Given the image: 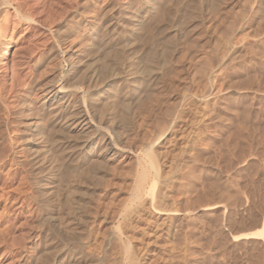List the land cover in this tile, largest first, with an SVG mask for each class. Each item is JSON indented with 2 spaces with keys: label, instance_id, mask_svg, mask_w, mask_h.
Returning <instances> with one entry per match:
<instances>
[{
  "label": "rangeland",
  "instance_id": "374dc122",
  "mask_svg": "<svg viewBox=\"0 0 264 264\" xmlns=\"http://www.w3.org/2000/svg\"><path fill=\"white\" fill-rule=\"evenodd\" d=\"M4 1L0 0V137H2L0 138V264H70V262L74 264L80 260L86 262L89 260V264H124L122 257H124L125 243L131 242L130 244L136 247L135 249L131 247V250L135 251L137 245H145L148 241L150 245L143 255V264H264V236L259 232L264 226V0H219L216 7L211 9L202 5L204 0H152L151 7L136 11V23L127 21L111 35L114 41L111 39L113 42L104 49V56L102 53L99 54L107 60V64H110L114 56L119 53V47L132 38L134 42L136 41L135 44L138 42L136 49L147 50L146 52L154 45L161 48L172 38L173 41L176 40V48L172 56L170 54L159 66L163 69L156 71L157 75L155 73L151 79L145 77L146 79L138 81L141 100H143H140L141 103L138 102V105L132 102L131 109L135 113L131 112L130 123L125 125L123 128L125 131L122 129L123 135H121V141L127 139L136 150H141L142 146L143 149H151L152 146L147 147V144L155 140L157 142L155 143L157 147L153 146L157 150L155 154L167 158L166 161L161 160L158 155L154 158L158 157L161 160L160 168L164 170V174L173 173V181L162 200L156 195L157 193L155 195L152 192L148 193L155 171L149 169L145 155L131 156L119 164L107 161V166L104 164L107 168L103 165L99 170L109 169V172L106 170L108 173L104 174L105 170L103 174L102 171L93 173L96 177L100 175L97 180L105 175L103 179L101 178L102 181L101 179L100 182L97 181L95 176L91 175L93 179H89V185L87 181L80 182L85 186L82 185V189L80 188L82 194L90 193L87 197L81 194L83 197L81 204L86 202L89 206L84 205L89 209L82 211L85 210L82 204L80 211L82 214L85 212L87 217L83 214L84 216L81 215L79 220L74 222V229L77 228L74 233L77 234L78 231L79 233L78 237L76 235L69 243L67 240L60 242L59 236L56 235L55 224L45 219L47 216L42 201L44 191L36 187L34 171L29 166L31 157L26 150L29 133L24 124L30 118L28 113L29 109L33 108L32 100L35 99V95L48 90L49 85L46 84L38 91L32 92L29 89L35 81L45 80L53 70L56 61L46 58L47 50L52 47L59 53L58 47L62 46V38L68 37L72 27L78 26L80 19L86 15L84 9H87L85 13L88 10L89 13L93 7H90L91 2L88 0H7L8 4H4ZM107 1L109 6L115 8L125 1H133L135 7L145 2V0ZM24 13L34 15L35 23L26 22L22 18ZM195 13L201 15L195 17ZM115 14L118 15V11L107 16L112 17ZM96 30V36H102L105 32L104 27ZM70 43L69 40L66 42L67 45L63 46L70 47ZM160 43H164L162 44L164 46ZM91 48L95 51V47ZM93 50L90 49L88 52L92 53ZM59 56L60 54L58 58L61 61L62 58ZM62 62L57 78L58 84H65L70 69L69 62L63 60ZM3 74L6 75L8 84L12 76L17 84L14 82V87L11 89L8 88L9 85L2 86ZM116 83V86L123 84L121 80ZM21 84L24 86L22 87ZM28 89L32 93L27 91ZM143 89H147L148 92ZM29 92L34 95H26ZM34 110L33 118L37 116V110ZM172 113L173 115L169 117ZM53 126L50 125L49 132L47 131L49 139L57 138V135L52 133ZM187 128L191 129V132ZM107 133L114 138V141L113 131ZM31 139L33 142L34 139ZM137 139L140 145L137 144ZM155 154L153 152V155ZM135 160L139 162L136 163ZM170 160L174 162L171 168H165ZM66 165L62 169L69 171L70 166ZM118 166L122 169L119 170ZM141 167L143 170L145 167L149 170L146 171L148 178L145 182L140 181V174L143 173ZM46 169L44 179L57 180L56 176L59 175H55L56 172V174L62 172L65 174L64 177L67 175L64 170L56 171L49 164L46 165ZM106 176L110 182L104 180ZM123 176L124 178H120ZM64 177L61 182L58 177L59 181L56 182L58 187L62 185ZM92 181L99 182L103 189L96 186L97 183L94 185L96 189L92 187L94 184ZM103 181L120 185L108 186V184L104 185ZM87 185L91 187L86 188ZM106 186L110 188L107 189ZM136 186L143 187L144 192L142 191L139 196L140 200L143 199L141 202L150 195L148 198H152L147 201H151V208L154 207L155 211L163 210L156 228L154 222L149 221H147L148 227L145 226V217H148V214L137 218L138 220L135 217L132 227L127 225L133 231L136 227L134 232L125 225L123 227L125 230L122 228L123 225H118L121 223L119 215ZM97 192L100 196L96 195ZM101 192L104 197L101 196ZM111 195L117 196L114 199ZM99 199L102 201L99 202ZM89 201L92 203L90 204ZM105 204L108 206L106 207ZM114 204L118 205L116 209ZM119 205L123 207L120 210ZM98 207L107 215L101 213V210L98 211ZM90 208L95 212L91 214ZM94 213L100 216L95 217ZM111 214L117 215L113 217ZM88 217L91 221L94 220V224L100 223L94 225ZM88 221L90 224L87 223ZM95 227L100 232L96 235H94L97 230ZM119 228L122 229L118 230ZM86 229L88 233L91 231L89 233L91 235L87 234ZM80 230H83L82 234ZM132 232L131 235L134 237H129ZM86 234L93 237L87 236L86 241ZM116 234L121 236L118 238ZM94 236L97 237L96 241ZM61 244L68 245V248ZM92 246L95 248L90 249ZM63 247L65 250L61 249ZM54 249L59 253L55 254ZM69 249L74 250V254ZM44 251L51 253L43 254ZM68 252L74 255L73 258ZM46 256L51 257L50 261L48 259L49 262H46ZM60 260L62 262H59Z\"/></svg>",
  "mask_w": 264,
  "mask_h": 264
},
{
  "label": "bare ground",
  "instance_id": "6f19581e",
  "mask_svg": "<svg viewBox=\"0 0 264 264\" xmlns=\"http://www.w3.org/2000/svg\"><path fill=\"white\" fill-rule=\"evenodd\" d=\"M88 1L91 2L90 3L91 4L90 7H93L92 8V11L88 13V11H89L88 10L85 13V10H87V9H84L83 12H84V15L85 14L86 15L85 16L83 15L84 17H82V15H81L82 18L81 19L79 18L80 19V22L78 23V26L77 27L75 26V28L72 27L73 29H71L72 30L71 31V34L68 37H64V38H62V40L60 39L61 40V44H62V46L58 47V48H60V52L58 53L55 49L53 50L52 47H50V49L47 50V54H46L47 57H46V55H45V57L47 59H49V60L50 59H53L54 61H56L55 64L53 63L54 64V67L52 68L53 69L52 72H51V74L45 80H39L38 81L36 79L37 81H35L32 84V87L31 88L28 87V88L31 89L32 92L33 91H38L39 89H41L42 86H44V84H46V85H49L48 86V90L46 92H40V93L37 92L38 94L35 95L36 96L35 99L32 100V102L34 101L33 102L34 103L33 108L31 110L29 109V113L30 114L26 111L28 113V117L30 116V118L24 124L26 130L29 133L27 135V139H26V141H27L26 150H27V152L30 153V157H31V161H30L31 165H29V166L34 171V174H33L34 176L33 177H35V180L34 181H35L36 187L38 186V187L42 188L43 191H44L43 192V199H42V201H43L44 210H45L46 216H47L45 219H46V221L47 220L53 221V223L55 224V230L57 232L56 235L59 236V238L61 240L60 242H63V241H66L67 240L68 243L70 241L74 240V237L79 233V231H78L77 234L74 233L75 232V229H77V228L74 229V224H75L74 222L81 215H83V214L85 215L86 214L85 212L82 214V212L80 211L81 206H83L84 204L86 206L88 205L86 202L84 204L82 203L83 205L81 204V200L83 198L82 197L83 194L86 197L90 194V193L88 194V192H83V194H82L81 189L84 186V184H81V183H82V181H83V183H86L84 181H87L88 182L89 179L92 180L93 178H91L92 177L91 175H93V173H96V172L101 173L99 171H102V174H103V171L104 170H105L104 174L107 171L109 172V169L108 170L107 169H101V170H99L104 164L106 165V162L107 161L118 162V164H119L121 162L123 163V161H125L127 158H130L131 156H136L137 157L138 154H140L138 156H141V154L142 155H145V157L148 159L147 165H149V167H150L149 169H152V170L155 171V173H153V175L155 174V177L152 180L153 182H152V185L150 186V191L148 190V193L149 192H152L154 195L157 193L156 195H158V197L161 198L162 200L165 198L167 189H169V186H170L171 182L173 181V179H172L173 178L172 177V174L173 173L172 172H169L168 174L167 173L164 174L163 173L164 170H161V168H160V162H161V160L166 161V158L167 157H164V156L162 157V155L160 156L158 154H155V152H157V150L154 149V147H153L155 145V143H157V142H155V140H152V142H151V138H150V142L151 143H149L147 141L148 144H149V145L147 144V147L148 146L149 147L152 146L151 149H146L145 148L146 146H144L145 149H143V146H142V148L139 146L141 150H136L135 148H133V146H132L133 144H131V142L128 141L127 139L122 142L121 141V138H122L121 135H123L122 134V129L125 127V125L128 122L130 123V115H131V112L134 111L133 109H131L132 108L131 107L132 102H136L137 105H138L139 104L138 102L141 103V101L143 100V99L141 100L142 96H141V93H140V88L138 87L139 86L138 85V81H140L141 79H143L145 77H150V79H151L153 77V75L156 73V71H158L159 69L162 68V66L159 68L160 64L163 63L162 61H164L165 59L167 60L170 54L172 56L173 50L176 48V43H175L176 40L173 41L174 39L172 38L173 40L171 39L167 43L165 42V44H166L165 46L162 45L164 43H160L162 46H164V47H161V45H160L161 48L157 47V45L156 46L155 45L154 46L151 45L152 46V47H150L151 50H149L148 52H146L147 50L146 51H141L140 48L139 49L137 48L138 49L137 50L136 49V46H137L136 44H138V42L135 44L136 41L134 42V40L132 38V39H130V41H127L121 47H119V50H120L119 53H117L114 56V60L110 64H107V62H106L107 60H104L105 58L103 59L102 57H100V55H101L100 53L103 54L104 49H106V47H108L111 44V42L114 41L111 38V35L116 32V30H117L118 27L124 26L125 22H127V21H129V22L132 21L133 23H136V18H135L136 11L138 12L141 8L148 9L149 7H151L153 5V2H152V0H145V2L143 1L144 2L143 4L139 5L138 7H135L133 1H125L124 3L122 2L117 8H115V7L109 6L108 5L109 2L107 0H105V1L104 0H88ZM218 1L219 0H204V1H202L203 2L202 5H204L205 7L211 9L213 7H216L215 5H216V3ZM185 2H187V1H185ZM4 4H8V1L5 0L4 1ZM181 4H182V2H181ZM154 5H156V3ZM109 7H111V8H109ZM195 8H196V6H195ZM113 11H115V12L118 11V15L115 14L114 16L109 17V16H111L112 13H115ZM198 11H196V12H198ZM193 13H194V11H193ZM108 14H109V16H107ZM31 15H26L24 13L22 18H24V20L26 22L28 21V22H31V23H35V20L33 19V16L34 15L33 16H31ZM79 15H80V13H79ZM194 16L195 17H199L198 16V13H195ZM143 21L144 20H142V22ZM1 22H3V21H1ZM132 22H131V24H132ZM100 27H104L105 28V32L103 33L102 36L100 34H99L100 36H96L95 35V31H97L96 30L97 28L100 29ZM144 30H145V28H144ZM131 32H133V31H131ZM137 32H138V30H137ZM141 39H142V37H141ZM69 40L71 41L70 47H64L63 45L65 44V46H66L67 45L66 42H68ZM141 41H143V40H141ZM91 47H95V51L93 50L94 48H91ZM138 47H139V45H138ZM110 48H107V49H110ZM90 49L93 50L92 53L88 52ZM59 54H60L59 57L62 58L61 61L58 58V55ZM103 56H104V54H103ZM62 60L65 61V62H69V66H70L69 68L70 69H69V72H68L67 77L65 78V81H64L65 84H58L57 78H58L59 72L61 70L62 63H63ZM64 66H65V64H64ZM51 67H52V65H51ZM39 73H40V71H39ZM156 75H157V73H156ZM1 78H2V76H1ZM6 78H7L6 75L3 74L2 86L6 87V86L9 85L10 87H8V88L11 89V87H14V85H13L14 82H15L13 80L14 78L12 76V78L10 80V84H8V81L6 80ZM120 80L122 81V83H123L122 85L123 86L120 85V84H119L120 86H116V84H117L116 82H119ZM45 81H47V82L44 83ZM211 81H212V79H211ZM19 85H20V83H19ZM22 85L23 84H21V86ZM28 85H30V84H28ZM148 88H150V87L148 86ZM29 89L27 91H30ZM143 90H145V89H143ZM150 90H151V88H150ZM9 91H11V90H9ZM145 91H144V93H145ZM30 92L29 93H26V95L32 93V92L31 93ZM147 92H148V90H147ZM152 92H153V90H152ZM86 95H89V96L88 97H85ZM3 96H4V94H3ZM26 97H28V96H26ZM31 98H33V97H31ZM7 100H9V99L7 98ZM134 104H133V106H134ZM202 107L204 108V106H202ZM33 110L34 111L37 110V113H36L37 116H35L34 118L32 116L33 115ZM174 112H175V110H174ZM133 113H135V112H133ZM145 115H147V114H145ZM171 115H173V113L170 114L169 117H171ZM167 119H165V120H167ZM133 122H135V120ZM129 123H128V125H129ZM173 123H176V122H173ZM50 125H52V126L55 125L56 126V128H54L55 126L51 127V129L52 128L54 129L53 130L54 132H52V133H55V135H57V138H55V137H54V139L52 138L53 140L52 139H49V137H48L49 136L48 128L50 127ZM140 126H141V124H140ZM189 130L191 132V129H188V131ZM107 131H113V133L115 135V136L113 135L115 137V140L114 141H113L114 138L110 137L108 135ZM165 131H167V130H165ZM183 133H184V131H183ZM50 134H51V132H50ZM132 135H133V133H132ZM174 136H175V134H174ZM183 136H184V134H183ZM150 137H152V136H150ZM156 137H157V135H156ZM158 137H160V135H158ZM0 138H2V137H0ZM31 138L34 139L33 142L31 141L32 140ZM138 141H136V142H137V144L139 143V145H140L141 143H140V141L139 142ZM167 141H169V140H167ZM153 152H154L155 155H153ZM151 154L153 155V157H152ZM156 155L160 156L161 157V160L158 157L157 158H154V157H156ZM181 155H183V154H181ZM29 160H30V158H29ZM143 161H141V162H143ZM171 161L172 160H170L169 163L166 164L167 166L165 168H168V169L171 168L172 163H174V162H171ZM135 162H136V160H135ZM137 162H139V161H137ZM28 163H29V161H28ZM66 163H69V165L68 164L66 165ZM48 164L50 166H53L54 167V170H56V171H59V170L62 171V170H64V172H66L67 175L64 177L65 174H63L62 172H60L61 174H56L57 173L56 172L55 175H59L58 177H59V180L61 179L60 181L58 180V177L57 176H56L57 180L55 178H53V180L50 179V178L44 179L43 177H44L45 171H47V169H48V168L46 169V165H48ZM107 164L109 165V163H107ZM133 164L134 163H132V165ZM64 165L70 166V168H69L70 170L67 171V169L66 170L64 168L62 169V167ZM105 165H104V167L107 166V165L106 166ZM144 165H146V164H144ZM114 166H111V167H114ZM139 166H141V165H139ZM143 167H141V170L143 171V173L140 174V181L145 182L147 180V178H148V174H147L146 171H149V170L145 169L147 166L144 168V170H143ZM49 168H51V167H49ZM115 168L116 167H114V169ZM117 168H119V166ZM84 169H85V172H84ZM110 169L113 170V168H110ZM120 169H122L121 166H120L119 170ZM47 174H49V173H47ZM50 174H51V172H50ZM60 176H62V178L63 177L65 178L64 179L65 182L63 181V183H65V185L62 183V185L59 186L60 187V189H59L58 183H56V182L57 181L61 182L63 180ZM83 176L86 177V178L84 177V179H86V180L83 179ZM93 176H95V174ZM98 176H100V175H97V177L95 176V179L96 180H97ZM103 176H105V175H103ZM106 178H107V176L104 177V180ZM112 178H113V176H112ZM120 178H124V176L123 177H120ZM132 178H133V176H132ZM102 179L100 181H102ZM99 180H97V181H99ZM107 180L108 179H106V181ZM97 181H96V183H97L96 186L99 187L100 186V183H99L100 181L99 182H97ZM106 181H103V182L106 183ZM108 181L110 182V180H108ZM96 183L92 184V187H94V185ZM98 183H99V185H98ZM105 183H104V185H107L108 184V183H106V184ZM118 183H119V181H118ZM89 184H90V182H88V185ZM115 184H117V183H115ZM115 184L113 182V185H112V183H110V184H108V186L109 185L110 186L112 185L114 187ZM88 185L86 186V188L88 187ZM118 185H120V184H117L116 186H118ZM133 185H135V184H133ZM102 186H103V183H102ZM108 186H106L107 189L110 188ZM90 187H88V188H90ZM106 187H105V189H106ZM94 188L96 189V187H94ZM100 188H102V187L100 186ZM105 189H104V191H106ZM134 189L135 190L133 191V193L131 192L132 194H131V197H130L129 201H127V199H126L127 196H126V198H124V200L126 199V201L128 203L125 204V208L121 211V213L119 215L120 216V219H121V223L118 224V225L119 226L123 225L122 228L124 227V225L126 227L130 228V226L131 227L133 226L132 223H133V219L135 217H136L135 219H137V218L144 217V216H146L148 214V217L149 218L148 217H145L146 218L145 219V221H146L145 222V226L148 227L149 223H147V221H149V222H154V224H155L154 225V228H156L157 221L162 216V214H163L162 211L163 210L162 211L161 210L160 211H155V209H153L154 207L151 208V206H150V202L151 201L149 202L147 200L151 199L152 197L151 198H148L150 196L148 194H146V195H148L147 197L145 196L147 199L145 198L146 200L144 199L145 201L141 202L143 199L140 200L139 199V196L141 195V193L143 191V187L136 186ZM115 190H117V189L115 188ZM104 191H102V192L104 193ZM131 191H132V189H131ZM102 192H101V196H103L102 195ZM85 193H87V194H85ZM98 193L99 192H97L96 195L100 196ZM105 193H107V192H105ZM81 194H82V196H81ZM111 196H113L114 199H115L116 198L115 196H117V195H111ZM111 196H110V199H111ZM97 198H96V200H98ZM128 198H129V196H128ZM93 200L95 201V198ZM138 200H140V202ZM101 201L99 199V202H101ZM82 202H84V201H82ZM107 202H109V201H107ZM125 202H123V203L121 202V203L124 204ZM91 203L92 202H90V204ZM85 205L83 206L85 210H82V211H86V210L89 209V208L86 209V206ZM153 205H154V203H153ZM155 205L157 206V204H155ZM105 206L107 207L108 205L105 204ZM109 206H111V205L109 204ZM117 206H115V204H114L115 209H116ZM119 206H120V207H118L119 210L123 208V207H121V205H119ZM122 206H124V205H122ZM100 207H98V211L101 210V209H99ZM112 207H113V205H112ZM160 207H161V205H160ZM94 208H95V206H94ZM101 208H103V206ZM90 209H92L91 214L93 212H95V210H97L96 208H95V210L93 208H90ZM156 209L159 210L160 208H156ZM119 210H117V211H119ZM98 211L96 213H98ZM117 211H116V213H117ZM100 212L102 213L104 211L101 210ZM106 212H108V210ZM114 212H115V210H114ZM91 214H90V217H91ZM118 214H119V212H118ZM86 215H85V217H87ZM98 215L100 216V214H98ZM98 215L97 214L95 215V213H94V216L95 217L98 216ZM116 215L117 214H113L112 216L115 217ZM85 217H83V218H85ZM94 218H92V219H94ZM98 218H96V219H98ZM89 219H87V220L91 221V218H89ZM114 219L116 220V218H114ZM81 220H82V218H81ZM81 220H80V222H82ZM137 220H135V222ZM83 221H85V220L83 219ZM89 221L87 223L90 224ZM98 221H96V222H98ZM91 222L93 223L94 220L91 221ZM98 223H100V222H98ZM98 223H95V224L93 223V224L96 225ZM127 225H130V226H127ZM89 226H88V228H91ZM98 228H100V227H98ZM135 228H134V231H135ZM121 229L119 228L118 230H121ZM123 230H125V229L123 228ZM126 230H128V229H126ZM131 230H130V232H131ZM80 231H81L80 233L82 234V231L83 230H80ZM95 231H96L95 234L93 233L94 235H96L97 232H99L98 229L95 230ZM76 232H77V230H76ZM90 232L91 231H89V233ZM118 232L120 233L121 231H118ZM133 232L130 233L129 237L130 236H133V235H131V234H133ZM164 232H166V231H164ZM259 232H260V234H262L264 236V226H263L262 229L259 230ZM89 233H88V230H87V234L88 235H91ZM124 233H125V231H124ZM87 234H86V237L85 238H87V236H88ZM148 234H151V233H148ZM152 234H154V233H152ZM47 236H49V235H47ZM115 236H117V234ZM120 236L121 235H119L117 237L119 238ZM124 236H126V235H124ZM77 237H78V235H77ZM89 237L90 236H88V238ZM92 237H93V235L90 238H92ZM97 237H98V235H97ZM97 237H95L94 240ZM129 237H125V239L126 238H129ZM88 238L86 239V241L88 240ZM130 243L128 242V243H125V245H124V248H125L124 257L121 256L122 259L124 260V264H143V257H144L143 255H144V253H145L146 248L148 247V245H150V241L145 242L146 243L145 245H141V246H138L137 245V250H135L136 252L133 251V250H131V247H133V246ZM58 244H60V243L58 242ZM121 244H122V242H121ZM94 245L96 246V244H94ZM62 246H66V245H62ZM71 246H72V243H71ZM71 246H70V248L73 247V246L72 247ZM93 247L94 246H92V248H90V249H94L95 248V247L94 248ZM135 248L133 247V249H135ZM56 249H54V250L56 251ZM61 249H64V247L61 248ZM57 250L59 252H62V250L61 251L59 249H57ZM69 250L71 251L72 249H69ZM58 251H56L55 254L56 253L58 254L59 253ZM67 251H68V249H67ZM72 251H73L72 253L74 254V250H72ZM47 253H49V255H50L51 252H48V251L45 252L44 251L43 254H47ZM68 253H70V252H68ZM73 254H71L72 258L74 256ZM153 254H155V253H153ZM65 255H67V253H65ZM119 255H122V254L119 253ZM50 258L51 257H47L46 256V259L47 260L45 259V257H44V260H46V262H49L50 261ZM48 259H49V261H48ZM64 259H65V257H64ZM88 261L86 262V261L80 260V261H78V263H74V264H89ZM59 262H62V260H60ZM63 262H65V261H63ZM118 262L121 263L122 261H119L118 260ZM43 263H45V261H43ZM70 264H71V262H70ZM163 264H165V263H163Z\"/></svg>",
  "mask_w": 264,
  "mask_h": 264
}]
</instances>
